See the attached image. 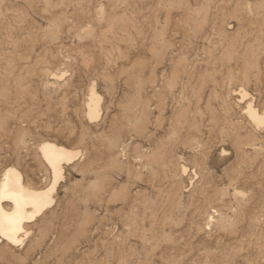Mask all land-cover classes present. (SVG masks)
<instances>
[{"label":"rangeland","instance_id":"obj_1","mask_svg":"<svg viewBox=\"0 0 264 264\" xmlns=\"http://www.w3.org/2000/svg\"><path fill=\"white\" fill-rule=\"evenodd\" d=\"M254 111L264 0H0V178L81 151L0 264H264Z\"/></svg>","mask_w":264,"mask_h":264},{"label":"bare ground","instance_id":"obj_2","mask_svg":"<svg viewBox=\"0 0 264 264\" xmlns=\"http://www.w3.org/2000/svg\"><path fill=\"white\" fill-rule=\"evenodd\" d=\"M53 76L58 79L62 75L54 74ZM102 97L93 84L86 100V114L90 121L98 120L102 110ZM251 115L258 123H264V118H261L258 112L254 111ZM39 150L52 170V178L46 185L35 187L28 184L22 171L16 166H8L2 173L0 178V242L18 244L21 241L26 229L25 224L33 220L51 203L52 193L64 177V165L76 161L81 154L79 149L52 140L41 142Z\"/></svg>","mask_w":264,"mask_h":264}]
</instances>
